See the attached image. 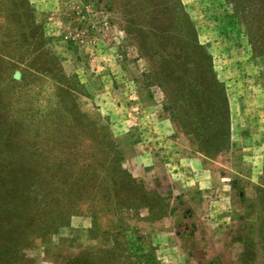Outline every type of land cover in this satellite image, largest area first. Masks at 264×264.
Returning <instances> with one entry per match:
<instances>
[{
	"label": "rangeland",
	"instance_id": "374dc122",
	"mask_svg": "<svg viewBox=\"0 0 264 264\" xmlns=\"http://www.w3.org/2000/svg\"><path fill=\"white\" fill-rule=\"evenodd\" d=\"M29 2L68 85L78 83L83 122L114 141L122 167L153 198L141 220L103 215L93 227L90 212L72 215L69 225L34 238L23 264H66L102 245L98 227L106 243L121 223L137 229L125 235L144 254L141 264H264V56L254 34L264 29V0H182L228 97L229 141L215 157L200 151L145 80L149 63L115 3ZM23 67L8 68L10 77L22 80Z\"/></svg>",
	"mask_w": 264,
	"mask_h": 264
},
{
	"label": "trees",
	"instance_id": "16d2710c",
	"mask_svg": "<svg viewBox=\"0 0 264 264\" xmlns=\"http://www.w3.org/2000/svg\"><path fill=\"white\" fill-rule=\"evenodd\" d=\"M108 2L123 13L126 34L149 63L144 78L161 90L164 109L215 157L229 141L228 97L182 0ZM34 19L29 0H0V264H23L34 238L69 225L74 214L90 212L93 227L103 215L122 222L130 212L141 220L153 198L122 167L114 141L83 122L78 83L68 85ZM255 31L263 43L257 55L264 56V29ZM23 64L22 80L11 78L8 68ZM118 226L106 243L98 227L102 245L66 264H141L144 254L125 235L136 227Z\"/></svg>",
	"mask_w": 264,
	"mask_h": 264
},
{
	"label": "water",
	"instance_id": "95a60500",
	"mask_svg": "<svg viewBox=\"0 0 264 264\" xmlns=\"http://www.w3.org/2000/svg\"><path fill=\"white\" fill-rule=\"evenodd\" d=\"M16 75H18V73H16Z\"/></svg>",
	"mask_w": 264,
	"mask_h": 264
}]
</instances>
